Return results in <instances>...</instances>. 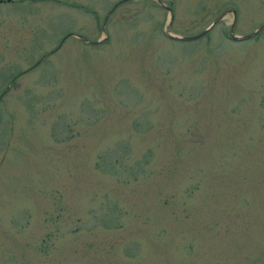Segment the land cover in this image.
I'll use <instances>...</instances> for the list:
<instances>
[{"label":"rangeland","instance_id":"1","mask_svg":"<svg viewBox=\"0 0 264 264\" xmlns=\"http://www.w3.org/2000/svg\"><path fill=\"white\" fill-rule=\"evenodd\" d=\"M193 37L171 41L163 30ZM264 0H0V264H264ZM107 40L95 45L80 42Z\"/></svg>","mask_w":264,"mask_h":264},{"label":"water","instance_id":"2","mask_svg":"<svg viewBox=\"0 0 264 264\" xmlns=\"http://www.w3.org/2000/svg\"><path fill=\"white\" fill-rule=\"evenodd\" d=\"M166 11L169 13V19H167V26H166V28L163 30V33H164V35H165V37H167L169 40H171V41H181V42H183V41H191V42H193V40H196L197 38H200V37H203L208 31H209V29L211 28V27H213V24L219 19V17H217L213 22H212V24H210L208 27H205L204 29H203V32L201 31L200 33H198V34H196V35H194L193 37H183V38H181V37H178V36H174V35H172L171 36V34L168 32V29H169V24H170V22H171V20H172V14H171V12L169 11V8H167L166 9ZM231 19H233L232 20V22H231V24H230V26L228 27V29H229V36H228V38L230 39V40H233V42L234 41H244V40H247L248 38H250V37H254V35H256L262 28H264V25H259L258 27H256V29L254 30V32H252L251 34H248V35H244V37H242V36H236L235 34H234V32H233V29H232V26L234 25V15H235V12L234 11H232L231 12ZM100 33H102V36H103V39H101V41L99 40V41H96V42H88L86 39H84L83 37H79L78 35H72V34H70L69 35V37L71 36V37H75V38H77V39H79L80 40V42L82 41V42H84L85 44H90V46L91 45H95V44H97L98 42H102V41H105V40H107V36H106V34H105V31H104V29L102 28V30H101V32Z\"/></svg>","mask_w":264,"mask_h":264}]
</instances>
